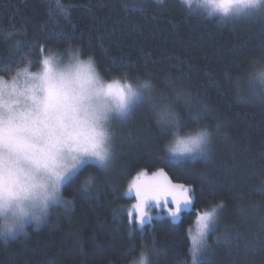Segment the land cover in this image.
Returning <instances> with one entry per match:
<instances>
[{"label":"trees","instance_id":"16d2710c","mask_svg":"<svg viewBox=\"0 0 264 264\" xmlns=\"http://www.w3.org/2000/svg\"><path fill=\"white\" fill-rule=\"evenodd\" d=\"M139 8L143 11L134 10ZM51 33L59 34V39L46 40ZM17 43L23 45V52L13 54ZM39 45H47L49 51L41 53ZM76 49L82 60L93 61L105 82L129 73L134 84L142 79L156 82L158 76L159 87L170 75L207 101L228 139L214 137L207 164H195V171L177 169L160 159L164 155L160 149L172 145L175 135L169 132L161 137L155 117L146 108L138 110L127 126L119 124L118 133L123 136L131 129L141 136L140 142L130 145L118 140L114 168L107 174L95 166L85 168L75 185L91 173L97 178L99 196L89 199L63 188L64 198L74 201L73 209L51 207L39 227H26L27 235L20 234L8 244L0 238V264H138L142 245L148 246L150 264H191L187 230L194 224V215H184L178 225L166 217L152 219L143 234L133 224L131 238L127 215H114L115 209L127 210L134 201L121 195L129 181L142 170L153 173L161 168L173 182L193 186L196 209L209 202L225 203L222 224L239 231L242 239L233 241L240 244L239 253H230L227 246L213 243L223 229L214 233L208 242L215 264H264V251L240 255L246 240L264 236V195L257 191L264 186V105L240 99L249 92L246 70L264 58V24L244 19L221 23L217 16L193 11L178 0L163 4L155 0H0V61L10 66L0 76L6 80L27 60L35 72L44 55ZM186 113V108H179V135L216 123L212 119L191 123L184 119ZM106 176L117 191L104 182ZM209 191L216 193L214 198L207 195ZM153 238L157 254L150 252ZM130 244L135 247L122 256Z\"/></svg>","mask_w":264,"mask_h":264},{"label":"snow or ice","instance_id":"6c2138e0","mask_svg":"<svg viewBox=\"0 0 264 264\" xmlns=\"http://www.w3.org/2000/svg\"><path fill=\"white\" fill-rule=\"evenodd\" d=\"M155 2L163 4L164 0ZM180 2L191 8L192 0ZM204 3L210 8L207 15H216L221 23L244 19L264 24V0H204ZM134 10L143 11V8ZM45 39L58 40L59 34L51 33ZM4 42H9L8 37ZM39 51L45 53L49 49L47 45H39ZM22 52L23 45L17 43L13 54ZM70 52L72 54L66 64L60 55H44L38 72L30 70L33 64L27 60L24 67L16 70L10 83L0 76V238L4 244L20 234L27 235L29 224L39 227L46 221L51 207L61 206L71 211L74 201L64 198L63 188H71L74 193L89 199L98 197L97 178L91 173L78 187L75 185L85 168L95 166L105 174L114 168L118 140L130 145L140 142L141 136L131 129L121 136L113 128V123L127 126L142 108H146L161 125V137L169 132L176 137L171 146L160 149L164 153L160 159L171 167L195 171V164H207L212 158V141L208 133L179 135L182 121L175 105L181 100L189 109L185 120L191 123L215 120L214 126L207 125L209 130L228 139L221 131L219 117L211 115L207 101L182 84L177 88L176 79L170 75L164 77L159 87L158 76L154 77V83L153 79H148L134 84L129 73H125L123 79L105 82L91 59L82 60L79 49ZM0 71L8 72L10 66L0 61ZM250 71L251 68L246 73ZM21 77L23 88L19 86ZM240 80L238 77V88ZM261 83L264 84V79ZM168 89L172 90L173 96L169 95ZM248 90L264 105V88L256 89L249 85ZM193 97L199 101V108L195 111L191 110ZM104 182L110 185L107 176ZM110 190L117 191L114 185H110ZM257 191L264 195V186ZM128 192L134 193L136 200L132 210L115 209L114 215L122 212L127 215L130 238L131 225L134 224L143 234L145 224H151L152 217L147 209L155 204L167 210L174 225L182 223L184 215L195 216V229L187 230L191 264H215L211 258L214 249L208 241L221 229L223 234L216 235L213 243L227 246L230 253L234 250L239 253L240 244L234 245L233 241H240L242 234L222 224V213L226 207L222 200L209 202L202 210L196 209L193 186L173 182L163 168L150 176L145 170L138 172L130 181ZM201 193L204 194L203 189ZM207 195L214 198L216 193L209 191ZM261 231L264 232V224ZM133 247L135 244H130L121 255H128ZM142 248L140 262L150 264L148 246L142 245ZM243 248L244 252L240 254L243 256L256 250L264 251V236L246 240ZM150 252H159L154 238Z\"/></svg>","mask_w":264,"mask_h":264},{"label":"clouds","instance_id":"9594fccd","mask_svg":"<svg viewBox=\"0 0 264 264\" xmlns=\"http://www.w3.org/2000/svg\"><path fill=\"white\" fill-rule=\"evenodd\" d=\"M175 80V78H173ZM264 79V58H262L261 61H258L254 64L253 68L251 69V71L247 74L246 76V83L248 85H251L252 87L255 86L254 88L256 89H261L264 88V84L261 83V80ZM148 79H142L139 81V83H142L144 81H147ZM154 83V82H153ZM181 86V84L176 80V87L179 88ZM169 95L173 96L174 94L172 93L171 89H168ZM241 97L245 100H250V101H255L258 100L257 97L252 96L249 92L248 93H242ZM176 110L179 113V108L183 107L186 108L187 110H189L183 103V101H179L176 105ZM199 108V101L193 97V104L191 105V110L195 111ZM204 133H208L210 136V139L213 143V139L214 137H216V133L214 131H210L209 128L207 127V125H201L196 127L193 131H191L190 133L184 134V135H180V136H197V135H201ZM138 264H141L140 260L138 262Z\"/></svg>","mask_w":264,"mask_h":264},{"label":"rangeland","instance_id":"374dc122","mask_svg":"<svg viewBox=\"0 0 264 264\" xmlns=\"http://www.w3.org/2000/svg\"><path fill=\"white\" fill-rule=\"evenodd\" d=\"M179 2H180V0H178ZM191 9H193V11L194 10H198V11H201V12H203V14H205V13H208V11L210 10V8H209V6L208 5H206L205 3H204V0H192V5H191ZM214 16H216V15H214ZM72 53H65V54H62V55H60L61 57H62V59H63V61H64V63L66 64L67 62H68V58L70 57V55H71ZM86 61V60H85ZM41 66V65H40ZM40 69H41V67H40ZM38 71H40V70H38ZM38 71H35V72H38ZM34 72V71H33ZM9 83L11 82V80H7ZM108 82H110V81H108ZM19 86L21 87V88H23L24 87V80H23V77H21L20 78V80H19ZM118 127H119V123L118 122H114L113 123V128L116 130V132L118 133ZM175 141V140H174ZM174 141H173V143H174ZM118 142V141H117ZM172 143V144H173ZM171 146V145H170ZM147 174L150 176V175H152V173H149V172H147ZM132 180V179H131ZM130 180V181H131ZM130 181H129V183H130ZM129 183H128V186H127V188H126V190H125V195L127 196V195H129V196H131V197H133L134 198V193H129L128 192V188H129ZM130 197V198H131ZM136 203V200H135V198H134V201L129 205V207H128V211H131L132 210V205L133 204H135ZM147 211H148V213H149V215L152 217V219H158V218H160V217H166V218H170L168 215H167V210L166 209H164V208H158V207H156L155 206V204H152L150 207H148V209H147ZM171 219V218H170ZM1 220H2V218H1ZM136 227V226H135ZM192 229L194 230L195 229V224H193L192 225ZM139 262V261H138Z\"/></svg>","mask_w":264,"mask_h":264}]
</instances>
